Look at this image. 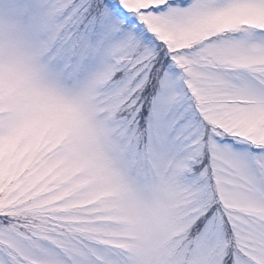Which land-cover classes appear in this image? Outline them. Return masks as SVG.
<instances>
[{"label":"snow or ice","instance_id":"obj_1","mask_svg":"<svg viewBox=\"0 0 264 264\" xmlns=\"http://www.w3.org/2000/svg\"><path fill=\"white\" fill-rule=\"evenodd\" d=\"M0 264H264V0H0Z\"/></svg>","mask_w":264,"mask_h":264}]
</instances>
